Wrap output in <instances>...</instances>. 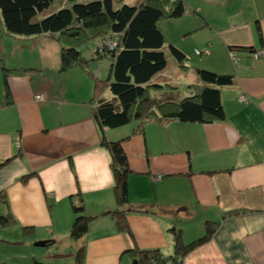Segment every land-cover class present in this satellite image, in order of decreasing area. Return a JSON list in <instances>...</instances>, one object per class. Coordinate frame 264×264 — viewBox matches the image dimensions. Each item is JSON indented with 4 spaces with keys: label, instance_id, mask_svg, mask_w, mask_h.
Returning <instances> with one entry per match:
<instances>
[{
    "label": "crops",
    "instance_id": "crops-1",
    "mask_svg": "<svg viewBox=\"0 0 264 264\" xmlns=\"http://www.w3.org/2000/svg\"><path fill=\"white\" fill-rule=\"evenodd\" d=\"M182 1L174 44L186 55L176 62L184 82L169 84L179 92L185 84V97L204 86L197 69L233 74L235 84L220 87L223 120L165 118L175 108L167 104L149 119L104 127L94 113L96 80L110 76L112 60L97 51L111 36L88 42L85 54L96 62L62 71L55 36L11 35L0 10V264L74 263L80 249L81 264H134L139 250L170 258L173 228L185 244L210 229L182 264H264V52L256 55L264 50V0ZM194 56L206 59L192 66ZM104 140H122L128 156L125 207ZM75 205L90 217L79 239Z\"/></svg>",
    "mask_w": 264,
    "mask_h": 264
},
{
    "label": "trees",
    "instance_id": "trees-1",
    "mask_svg": "<svg viewBox=\"0 0 264 264\" xmlns=\"http://www.w3.org/2000/svg\"><path fill=\"white\" fill-rule=\"evenodd\" d=\"M0 0L1 16L6 31L15 36L53 35L60 45L61 70L83 66L90 62L82 46L91 40H108L99 57L111 58L110 76L96 80L95 117L104 127H120L132 120L149 119L159 107L173 105V111L165 118H176L185 122H208L223 120L226 112L222 105L220 87L235 84L233 74H220L197 69L204 86L194 95L180 97L177 87L166 82L169 59L164 51L166 38L159 22L176 18L186 12L182 0ZM116 47L110 48L109 42ZM177 63L185 61V53L175 45H169ZM165 74V75H164ZM157 78V81H155ZM109 88L110 97L102 95ZM170 86V87H169ZM167 88V89H165ZM154 90H161L155 95ZM165 90V91H164ZM112 156L114 189L118 204H129L128 175L130 167L122 140L106 141ZM76 218L72 224V236L81 238L87 231L90 217L84 208L74 206ZM120 228H126L123 210L113 212ZM3 225L8 217H2ZM176 254L162 258L159 251H136L140 263L156 261L158 264H182V259L197 245L210 238L209 231L193 243L185 244L181 232L176 228ZM83 250L80 249L74 263L35 264H81ZM170 261L171 263H168Z\"/></svg>",
    "mask_w": 264,
    "mask_h": 264
},
{
    "label": "rangeland",
    "instance_id": "rangeland-1",
    "mask_svg": "<svg viewBox=\"0 0 264 264\" xmlns=\"http://www.w3.org/2000/svg\"><path fill=\"white\" fill-rule=\"evenodd\" d=\"M127 2L133 3V2H131V0H129ZM178 22L179 21H176V18H166V19H163L159 22V25H160V27H162L161 29L165 35V38H166V46L164 48V51L166 52L168 59H169V66H168L167 71H166V82H168L170 84L174 83L173 85H176V81L178 84H179V82H181L180 79L176 80L177 64H176V61H175L174 57L172 56L170 49H169V45L176 43V36L178 37L179 33H180L179 35H181V32L183 31V27ZM177 31H178V33L176 34ZM174 45L176 46V44H174ZM88 47H90L89 43H88V45L86 43L82 46V48L84 49V51H83L84 54H85V51L86 52L88 51ZM86 56H87V54H86ZM103 59H98L97 61L101 62V60H103ZM205 59H206V57H201V56L192 57L191 58L192 66L199 65L202 62L201 60L204 61ZM93 62H96V61H90V63H93ZM90 66H94V65H90ZM103 71H104V73H106L105 69ZM183 82H184V80L181 83H183ZM185 86H186L185 84H183V85L181 84V86L179 87L180 95H184V93L186 91ZM65 246L67 247L68 253H70V249H73L70 247L71 244H68V245L66 244ZM74 248H75V246H74Z\"/></svg>",
    "mask_w": 264,
    "mask_h": 264
},
{
    "label": "built area",
    "instance_id": "built-area-1",
    "mask_svg": "<svg viewBox=\"0 0 264 264\" xmlns=\"http://www.w3.org/2000/svg\"><path fill=\"white\" fill-rule=\"evenodd\" d=\"M116 45H117V43L114 41H111V42H109V47L110 48H114V47H116ZM264 52V50L263 49H258V51L256 52V55H258V54H262ZM196 53L197 54H202V53H209V50L208 49H205V50H199V49H197L196 50ZM36 98L37 99H43L44 98V95L43 94H38V95H36ZM240 99L241 100H244V101H247L248 100V96L247 95H245V94H242L241 96H240Z\"/></svg>",
    "mask_w": 264,
    "mask_h": 264
},
{
    "label": "water",
    "instance_id": "water-1",
    "mask_svg": "<svg viewBox=\"0 0 264 264\" xmlns=\"http://www.w3.org/2000/svg\"><path fill=\"white\" fill-rule=\"evenodd\" d=\"M134 264H139V263H138V260H136V261L134 262Z\"/></svg>",
    "mask_w": 264,
    "mask_h": 264
}]
</instances>
